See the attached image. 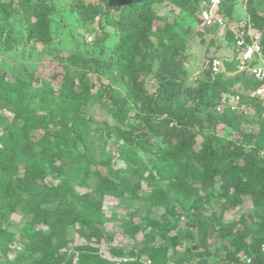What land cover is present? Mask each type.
I'll return each mask as SVG.
<instances>
[{"label":"trees","instance_id":"16d2710c","mask_svg":"<svg viewBox=\"0 0 264 264\" xmlns=\"http://www.w3.org/2000/svg\"><path fill=\"white\" fill-rule=\"evenodd\" d=\"M62 1L96 34V42L108 40L106 28L115 39L109 59L74 53L47 75L36 67L11 79L0 67V264H115L92 245L102 242L111 221L104 201H139L143 182L151 190L150 205L165 207L174 219L166 228L147 218L161 239L145 237L140 251L151 264H171L170 248L179 246L186 253L173 264H189L188 257L196 264H247L245 258L264 264V100L245 97L262 83L237 72L234 31L226 29L216 52H206L209 65L223 53L224 69L217 74L208 69L204 79L188 86L192 44H204L220 29L216 22L194 26L202 24L201 0H0V54L37 43L43 46L41 60L53 44V16ZM222 1L220 14L233 16L236 0ZM165 5L182 16L161 15ZM248 6L264 43V16L252 0ZM89 71L100 76L99 87ZM147 79L157 82L154 93L145 88ZM229 93L257 110L258 134H243L244 111H218ZM97 112L114 123L98 124ZM219 126L244 141L221 137ZM100 129L113 137L116 154L96 149L93 133ZM104 162L124 167L113 174ZM94 178V192L77 190ZM247 198L253 212L226 223L225 213ZM14 214L24 220L16 232L10 230ZM74 227L85 243L70 252ZM125 231L135 238L140 228L127 225ZM111 251L116 258L127 256ZM125 260L121 264H142L133 252Z\"/></svg>","mask_w":264,"mask_h":264},{"label":"rangeland","instance_id":"374dc122","mask_svg":"<svg viewBox=\"0 0 264 264\" xmlns=\"http://www.w3.org/2000/svg\"><path fill=\"white\" fill-rule=\"evenodd\" d=\"M17 4V0H14ZM93 1V0H86ZM95 1V0H94ZM253 6L259 11V13L264 16V0H252ZM249 0H236L233 7V16L229 17L226 15V28L219 29V32L215 34L208 35L206 42L204 44L193 43L190 51V57L187 62V85H196L200 79L205 78V72L209 69V59L206 56L207 50L210 54L216 52L217 47L222 43L220 37L226 29L237 30L241 23H244L249 19L248 10ZM67 2H59L58 12L53 16L52 22V33L54 36V41L48 53L40 60L38 58V53L43 50V46L37 43H30L19 47L17 50L0 54V67L6 71L7 76L11 79L21 76L26 77L29 73L33 72L36 67H39L44 75H47L50 70L57 67L58 61L62 59H67L70 55L74 53H80L86 55L89 58H99L106 60L110 58L111 45L115 39L111 29L106 28L109 34V38L104 42H96V34L92 32L89 28L84 26L76 14L71 13L67 7ZM159 12L161 15H169L181 17V13L178 9L172 6H160ZM198 29H202V24L198 23L194 25ZM212 39L215 40V44H211ZM223 53H221L216 59L224 61ZM76 72V70H75ZM89 73L90 79L93 83L99 87L102 83L99 75L92 71ZM104 83V82H103ZM158 84L152 79H147L145 83V88L150 92L154 93ZM236 90L243 93L241 86H238ZM245 95V94H244ZM246 99L250 98V91L245 95ZM246 115V122L242 126L243 134H258V113L254 107H251L249 103L244 102L242 105V110ZM264 114V108H262ZM98 124L105 122L109 126L114 123V120L104 112L95 113ZM97 126V125H96ZM95 126V129H96ZM2 127L0 126V133ZM218 135L221 137L236 141L237 143L243 142L244 137L238 132H231L223 126L218 127ZM93 140H95L96 149L104 151L106 154H116L114 152V139L107 131H102L101 129L93 133ZM104 167L106 170H110L113 174L121 169L124 165L122 163H106L104 162ZM104 169V168H103ZM104 169V170H105ZM49 181L51 183L57 184L59 181L54 177H50ZM97 180L94 178L89 182V187L78 188L77 190L81 193L94 192ZM218 189V186H217ZM151 190L146 182H143L142 191L140 193L141 199L139 201H133L128 198L118 199L113 197H106L104 201V212L107 216L111 217V221L107 223L103 232L105 238L101 243H97L93 240L92 245L95 247L99 253L107 258H111L115 261V264H121L125 259H129V253L133 252L134 255H138L139 261L142 264H149L148 258L141 254V249L146 241L147 234H154L156 240L159 243L161 239L157 233H154L150 227L147 226V218H154L160 220L166 228H171L174 224V219L166 213V209L163 206L152 207L147 201L150 196ZM253 212V206L250 199H246L245 203L235 209H232L225 213L224 221L226 223L238 220L243 214H248ZM24 220L20 215L14 214L10 219V230L16 232L18 227L22 225ZM131 225H136L140 228V231L135 236V238L130 237L126 231L125 227ZM181 229H185L184 221L180 224ZM176 230H171V234H176ZM69 237L72 240V245L70 247V252L79 245L85 243L79 234V228L74 227L69 232ZM112 238V240H111ZM216 238H214L213 243H215ZM112 248L121 249L127 256L125 259L116 258L113 256L111 251ZM215 247L212 248V251ZM185 248L178 247L176 249L170 248L169 257L172 259L171 264L178 261L180 257H184ZM133 259V258H132ZM189 264H196L197 261L191 257H188Z\"/></svg>","mask_w":264,"mask_h":264},{"label":"built area","instance_id":"2783aa9c","mask_svg":"<svg viewBox=\"0 0 264 264\" xmlns=\"http://www.w3.org/2000/svg\"><path fill=\"white\" fill-rule=\"evenodd\" d=\"M222 0H201L199 5V15L201 17L202 26H211L216 24L224 29L226 28V20L223 14H220ZM235 33L236 49L238 50L237 72L247 73L262 85L250 90V98H258L264 100V43L263 33L254 28L250 19L241 23ZM224 69V63L219 59H213L209 65L212 74H217ZM242 97L240 94H223L218 111L229 109L233 112H242ZM261 253L264 261V244L261 247ZM247 264L252 261L245 258ZM149 264L151 262L149 261Z\"/></svg>","mask_w":264,"mask_h":264}]
</instances>
